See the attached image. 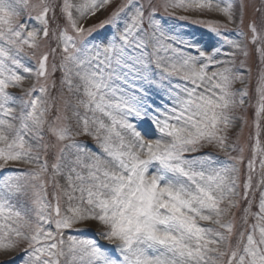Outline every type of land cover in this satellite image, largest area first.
<instances>
[{
    "label": "snow or ice",
    "instance_id": "obj_1",
    "mask_svg": "<svg viewBox=\"0 0 264 264\" xmlns=\"http://www.w3.org/2000/svg\"><path fill=\"white\" fill-rule=\"evenodd\" d=\"M110 4L111 0H86L83 4H74L72 0L61 3L0 0V117H5L0 118V168L9 161L39 164L38 169L21 170L22 175L8 177L0 185V250H12L20 240H25L29 264H60L59 257L65 255L63 230L72 229L80 222L96 221L102 226L100 236L114 245L112 253L93 239L69 237L67 254L73 262L264 264V192L260 194L259 211L254 214L257 222L251 226L246 240L245 233H240L234 248L231 246L233 223L224 219L237 204L233 199L238 195L237 183L232 174L238 172L242 156H230L232 164L218 168L213 167L211 159L187 155L204 143L229 151L226 132L232 120L228 110L237 103L243 105L248 95L241 89L237 101L231 84L234 79L243 82V77L234 76L232 68L227 66L208 74L210 66L231 63L215 59L221 54L219 49L205 53L197 48L198 55L194 56L173 47V44L193 45L178 36L164 37L159 22L154 19L156 13L151 0L147 4L127 0L91 28H85L73 16L74 10L81 17L95 15ZM165 7L204 10L214 5L211 0H166ZM219 10L232 19L231 5ZM25 12L27 20L37 27L28 30V23L20 22L19 17ZM60 17L67 21V27L60 28L57 24L58 32L53 31V36L58 47L63 45V50L59 65L53 63L49 69V53L37 55L36 50L40 47L41 33L49 36L50 20L55 22ZM106 27L115 34L105 38V42L89 45L85 37ZM69 28L74 35H69ZM249 29L252 42L256 43L260 39L256 23H251ZM211 30L219 32L218 27ZM164 39L172 44L162 43ZM225 43L242 50V45L235 41ZM26 46L32 50L35 67L25 66L20 59ZM257 50L264 57V48ZM51 51L56 53V49ZM21 69L34 75L36 83L24 89L20 96H14L8 89L23 87L25 75L20 74ZM57 70L62 71L61 84H66L70 92L74 87L73 77L78 78L83 86V98L76 105L65 104V109H73L71 116L60 114L56 122L50 123L46 117L54 98L50 97L48 82ZM205 82L211 87L198 92ZM75 91L80 92V85L75 86ZM257 93V138L253 159L248 162L250 173L255 169L257 156L264 170V147L259 141V120L264 116V72ZM17 101L18 114L9 107ZM81 107L84 115L79 111ZM146 117L160 133V139L146 140L131 122L133 118ZM73 118L78 128L75 133L68 123ZM45 132L55 137V144L44 142ZM80 135L93 136L101 155L86 153L74 139ZM30 140L36 141L35 151ZM50 148L57 149L56 161L51 165L52 182L60 188L56 178L65 177L67 188L63 195L68 207L61 211L58 195L53 205L45 196L35 193L32 201L35 224L31 233L26 234L22 230L24 225L19 223L24 213L11 198L28 187L44 189L43 174L48 172L49 165L47 160L41 162L39 149L47 152ZM235 150L231 147V151ZM70 151L75 159H68ZM251 181L249 175L244 184L245 199ZM260 186H264V178ZM199 221H211L218 228L201 226ZM52 224L55 233L44 228Z\"/></svg>",
    "mask_w": 264,
    "mask_h": 264
},
{
    "label": "rangeland",
    "instance_id": "obj_2",
    "mask_svg": "<svg viewBox=\"0 0 264 264\" xmlns=\"http://www.w3.org/2000/svg\"><path fill=\"white\" fill-rule=\"evenodd\" d=\"M32 3H36L37 0H31ZM56 3H61L62 0H55ZM86 0H72L74 4H83ZM152 7L155 9L154 19L159 22L160 29L164 33V37L178 36L185 42H191L192 47L185 45L173 44V47L181 48L183 51L190 55H198L197 48L205 53H211L216 49H219L220 55L215 57L216 60L231 61L230 64L210 66L207 68V72L211 75L212 72L223 68L225 66L231 67L234 76L243 77V82L240 79H234L231 84V91L236 93L235 99L238 101L240 96V90L244 89L248 95L245 98L243 105L238 103L228 110V115L232 120L230 127L227 129V144L230 146L229 151L220 150L215 144L204 143L202 147H199L196 152L187 154L189 158L197 157L200 159H211L214 161L213 167H226L232 164L229 159L230 156L238 157L242 156V160L238 165V172L232 174L236 179L237 196L233 197L237 201L235 207H232L229 214L224 218L225 220H231L234 226L233 235L231 237V246L234 248L239 239L240 233H245V240L248 231L251 230V226L257 221L254 214L259 211V200L261 192H264V186L258 187L260 180L264 178V170L260 167V157L257 156L255 169L250 173L248 168V162L253 159V146L256 143L257 128H256V110L258 102L257 87L260 79V75L264 72V57L257 50L258 48H264V0H211L214 5L211 9L199 10L196 8H179V7H165L166 0H151ZM171 2V0H167ZM127 3V0H111V4L104 9L98 10L95 15H88L81 17L78 12L73 11V16L78 22L85 28H91L94 25L100 24L101 21L106 20L111 16L121 4ZM134 3H148V0H134ZM231 5L232 19L228 17L219 9L225 8ZM59 16V9L56 10ZM35 13H33L34 15ZM52 13H49L51 17ZM183 17L184 19H181ZM21 23H28V30L33 27H37L36 24L27 20V13H22L19 17ZM255 22L260 39L256 43L252 42V33L249 29V25ZM57 24L60 28L67 27V21L60 17L55 22L50 20V32L48 37H44L43 33L39 37L40 47L37 49V55H42L45 52L49 53L48 65L49 69L53 63L59 65L61 59V53L63 45H59L58 41L53 36V31L58 32ZM148 22L145 20V27L147 28ZM218 27L219 32H213L211 27ZM226 26V27H221ZM122 28L123 25H120ZM151 31V29H149ZM69 35H74L71 28L68 29ZM115 32L112 28L106 27L104 29H97L90 37H85L88 44L105 42V38L111 37ZM226 40L235 41L242 45V50H236L231 45L225 43ZM162 43L172 44L169 39L162 40ZM79 42L77 47H79ZM151 49V44L149 46ZM52 49H56V53H52ZM31 49L25 47L24 53L20 55L22 63L27 67H35V59L31 58ZM247 52V55H244ZM225 53H234V57L225 55ZM197 67H199V63ZM71 67V65H70ZM75 71V69H74ZM21 75H25L22 88L10 87L8 91L14 96H20L24 89L30 88L36 79L34 75L25 74L22 69ZM63 73L57 70L51 75L49 79V92L50 97L54 98V103L50 111L47 113V120L50 123L56 122V116L60 114H66L71 116L73 109L68 107L65 109V104L76 105L80 99L83 98V86L78 78L73 77V91L68 90L66 84H61ZM55 82V86L52 87V82ZM42 82V81H41ZM215 83V81H213ZM80 85V92L75 91V86ZM192 87L191 84L188 85ZM211 87V84L205 82L198 92H204L205 88ZM217 91L218 90H214ZM39 93H34L38 95ZM156 99V97H153ZM159 106V103L156 105ZM9 107L13 108L18 114L20 111L19 101L14 104H10ZM81 115H84V109H79ZM149 113H152V109H149ZM91 116V113H88ZM99 115V114H97ZM5 118V117H0ZM103 118V117H101ZM105 123H108L106 118ZM132 123L137 127V130L144 135L146 140L160 139V133L156 127L152 124L150 118L142 120L133 118ZM14 123L18 124V121ZM71 124L73 133L78 130L75 118L68 121ZM26 139H28L26 137ZM74 139L85 149L88 154L101 155L102 150L93 136L80 135L74 136ZM259 141L261 147H264V116H261L259 120ZM33 145L34 151L36 150V141L30 140ZM44 142L55 144V137L45 132ZM67 143V141L65 142ZM235 147V151H231V147ZM241 149L243 151L241 152ZM56 148H50L47 152L43 149H39L41 162L47 160L49 169L46 174H43V180L45 187L43 190L28 187L24 192L14 195L11 198V202L16 206L18 210L24 213V219L19 223L24 225L22 230L26 234H30L32 227L35 224V213L32 211V201L35 199V193H40L46 197V200L53 205L56 203L55 196H60V207L63 212L67 207V198L63 195V191L67 188L65 177L58 176L56 179L59 182L60 188L54 186L52 182V169L51 165L56 161ZM103 159L104 157L101 156ZM68 159H75V155L70 151ZM87 163V161H85ZM2 163V162H0ZM67 163V161H65ZM39 164L36 162L25 163L23 161H9L3 168H0V185L8 177L20 176L23 173L21 170L38 169ZM67 171V168H65ZM86 174V172H85ZM249 175L252 176L251 189L249 190L247 199L244 198V184L248 181ZM251 206L249 207V203ZM248 209V212H245ZM207 214V213H206ZM26 222V223H25ZM201 226L218 228V225L213 224L211 221H199ZM45 230L56 232L55 225H44ZM76 229H84L83 231H77ZM102 226L96 221H84L77 223L72 229H65L62 232V237L65 241L64 251L65 255L59 257L60 264H79V261L73 262L71 257L67 254V242L69 237L76 239H93L99 244L106 252L112 253L114 245L100 236ZM258 238V233H257ZM60 236H56L58 241ZM242 246V245H241ZM28 248V242L20 240L17 247L4 251L0 250V264H29V255L24 251ZM227 260V256L224 257Z\"/></svg>",
    "mask_w": 264,
    "mask_h": 264
}]
</instances>
